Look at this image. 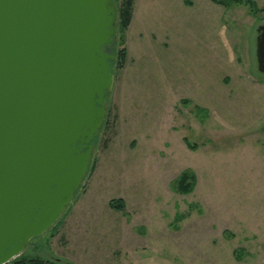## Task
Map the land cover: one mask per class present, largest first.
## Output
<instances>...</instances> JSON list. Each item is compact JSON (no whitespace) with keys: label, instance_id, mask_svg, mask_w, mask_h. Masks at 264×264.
I'll return each instance as SVG.
<instances>
[{"label":"rangeland","instance_id":"rangeland-1","mask_svg":"<svg viewBox=\"0 0 264 264\" xmlns=\"http://www.w3.org/2000/svg\"><path fill=\"white\" fill-rule=\"evenodd\" d=\"M190 2L132 6L133 20L117 31L124 66L112 64L81 183L11 260L264 264V75L255 61L264 12ZM183 171L193 176L185 192Z\"/></svg>","mask_w":264,"mask_h":264},{"label":"water","instance_id":"water-1","mask_svg":"<svg viewBox=\"0 0 264 264\" xmlns=\"http://www.w3.org/2000/svg\"><path fill=\"white\" fill-rule=\"evenodd\" d=\"M113 0H0V264L46 232L87 170L113 84ZM264 75V22L256 29Z\"/></svg>","mask_w":264,"mask_h":264},{"label":"trees","instance_id":"trees-1","mask_svg":"<svg viewBox=\"0 0 264 264\" xmlns=\"http://www.w3.org/2000/svg\"><path fill=\"white\" fill-rule=\"evenodd\" d=\"M135 0H121L120 5L117 9V22H116V32L112 36L111 44L106 45V48L109 52L114 53V60L110 62V66L112 67L113 62L117 63V67L121 69L124 66L125 58H126V48L122 46L116 50L117 44V31L119 30L120 34L124 32L127 26L130 23L131 15H132V6ZM215 3H219L224 5L225 7H230L233 5H245L247 6V11L252 16H257L259 13L264 12V5L262 7H257L253 0H213ZM185 4L190 5V0H184ZM121 37V36H120ZM119 42H123V37L119 38ZM108 92L105 94V98ZM191 149L193 146L190 147ZM193 176L187 171L181 172L179 178V186L182 191H188L191 188L190 181ZM109 205L115 208H121L123 203L120 199H113L110 201ZM6 264H61L53 261H46L39 258H31V259H15L7 262Z\"/></svg>","mask_w":264,"mask_h":264},{"label":"crops","instance_id":"crops-1","mask_svg":"<svg viewBox=\"0 0 264 264\" xmlns=\"http://www.w3.org/2000/svg\"><path fill=\"white\" fill-rule=\"evenodd\" d=\"M136 1L138 2V0H135V1H134L133 8H134V5H135ZM133 12H134V9H133ZM132 20H133V15H132ZM131 22H132V21H131Z\"/></svg>","mask_w":264,"mask_h":264},{"label":"flooded vegetation","instance_id":"flooded-vegetation-1","mask_svg":"<svg viewBox=\"0 0 264 264\" xmlns=\"http://www.w3.org/2000/svg\"><path fill=\"white\" fill-rule=\"evenodd\" d=\"M104 51L110 53L106 46L104 47Z\"/></svg>","mask_w":264,"mask_h":264}]
</instances>
